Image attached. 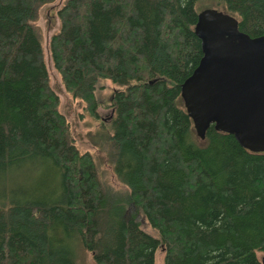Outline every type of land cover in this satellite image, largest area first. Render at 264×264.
I'll use <instances>...</instances> for the list:
<instances>
[{"label": "trees", "instance_id": "1", "mask_svg": "<svg viewBox=\"0 0 264 264\" xmlns=\"http://www.w3.org/2000/svg\"><path fill=\"white\" fill-rule=\"evenodd\" d=\"M0 0V264H260L264 152L211 125L195 135L179 84L196 66V4L264 35V0H63L48 39L64 90L98 119L96 82L113 90L102 145L118 194L79 152L43 60L39 8ZM157 80L148 84V80ZM132 205L156 232L140 228Z\"/></svg>", "mask_w": 264, "mask_h": 264}, {"label": "water", "instance_id": "2", "mask_svg": "<svg viewBox=\"0 0 264 264\" xmlns=\"http://www.w3.org/2000/svg\"><path fill=\"white\" fill-rule=\"evenodd\" d=\"M193 33L201 56L179 96L195 135L202 140L211 125L245 149L264 152V35L239 31L234 16L214 7L196 13Z\"/></svg>", "mask_w": 264, "mask_h": 264}, {"label": "rangeland", "instance_id": "3", "mask_svg": "<svg viewBox=\"0 0 264 264\" xmlns=\"http://www.w3.org/2000/svg\"><path fill=\"white\" fill-rule=\"evenodd\" d=\"M62 1L54 0L52 3L42 5L38 10L36 21L41 33L43 60L48 73L49 85L58 96V110L68 122L70 136L78 151H87L91 154L99 180L105 188L118 194H125L124 186L118 182L112 172L111 164L101 141L104 134L103 131H105L102 124L108 122V117L111 113L109 106L111 94L113 90L120 87L112 84L107 79H100L96 82L94 96L97 101L96 111L99 118L94 119L86 113L83 101L71 98L64 90L59 76L51 64L48 53V39L58 28L55 11ZM208 5L206 1H200L196 4V9L199 11ZM126 213L134 215L136 220L139 221L140 228L145 232L151 236H156V232L146 223L141 214L132 205L127 207ZM76 254L79 264H94L90 252L80 245L76 246ZM260 255L261 253H256L258 258ZM153 264H162V251L160 249H157L155 252Z\"/></svg>", "mask_w": 264, "mask_h": 264}]
</instances>
